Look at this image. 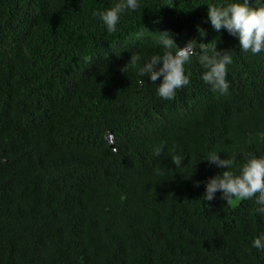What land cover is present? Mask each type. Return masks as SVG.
<instances>
[{
    "label": "trees",
    "instance_id": "1",
    "mask_svg": "<svg viewBox=\"0 0 264 264\" xmlns=\"http://www.w3.org/2000/svg\"><path fill=\"white\" fill-rule=\"evenodd\" d=\"M114 2L0 0V264H264L253 201L195 186L221 171L209 151L264 155V54L213 31L207 4L224 0H140L108 34L92 13ZM165 30L179 47L236 48L227 95L195 59L172 101L139 83Z\"/></svg>",
    "mask_w": 264,
    "mask_h": 264
},
{
    "label": "clouds",
    "instance_id": "2",
    "mask_svg": "<svg viewBox=\"0 0 264 264\" xmlns=\"http://www.w3.org/2000/svg\"><path fill=\"white\" fill-rule=\"evenodd\" d=\"M140 7V0H115L110 7L94 10L92 16L99 19L108 34H112L117 31L123 15L136 12ZM207 20L213 31L219 33L223 29L236 38L241 53L264 54V0L209 3ZM197 31L201 36L204 35L200 26H197ZM158 32L160 35L157 46L160 51L147 58L137 69L141 85L145 84L143 78L148 77L154 86L155 95L161 100L172 101L178 90L189 85L191 73L186 72L185 66L195 59L202 70L200 79L210 90L220 95L229 93L230 82L227 77L236 48L218 51L215 43L198 44L196 38L188 39L179 47L170 31ZM139 59L138 55H131L130 62L136 65ZM125 70L126 66L123 71ZM105 138L110 143V149L115 150L113 134L107 132ZM164 147L163 143L154 145L153 155L161 156ZM219 154L217 151H209L201 159L221 169L206 181L196 182V187L204 184L202 200L213 201L217 198V193H220L219 198L226 204L233 200H252L255 205L254 213L264 217V155L248 152L238 160L235 155L221 159ZM170 159L176 170L183 174L182 170L187 166L181 167L185 157L173 154ZM251 247L258 253H264V232L252 238Z\"/></svg>",
    "mask_w": 264,
    "mask_h": 264
}]
</instances>
